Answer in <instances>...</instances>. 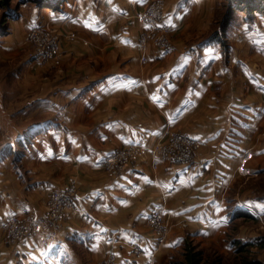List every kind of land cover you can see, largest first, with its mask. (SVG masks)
Instances as JSON below:
<instances>
[{"label":"crops","instance_id":"1","mask_svg":"<svg viewBox=\"0 0 264 264\" xmlns=\"http://www.w3.org/2000/svg\"><path fill=\"white\" fill-rule=\"evenodd\" d=\"M151 1L63 0L11 21L0 42V264H97L109 254L166 264L188 238L223 251L254 238L231 231L264 212L253 192L264 173V15L240 14L214 37L216 0H163L173 27L165 49L138 43L147 26L135 14ZM33 26L60 34L62 72L47 69L46 79L22 42ZM173 132L194 140L193 161L150 157L104 174L115 151ZM71 182L80 211L55 242L7 240L10 217L41 219L51 193ZM155 210L170 226L162 246L148 227Z\"/></svg>","mask_w":264,"mask_h":264},{"label":"built area","instance_id":"2","mask_svg":"<svg viewBox=\"0 0 264 264\" xmlns=\"http://www.w3.org/2000/svg\"><path fill=\"white\" fill-rule=\"evenodd\" d=\"M144 10L142 13L140 12V14H137L136 18L138 21L147 26V31L145 32H148L149 34L147 35L146 33L144 37L138 41V43L140 45H145L148 41L153 40L155 43L164 45L165 49H169L171 45H169L168 40L160 42L155 38L158 33L167 36L173 32L172 25L166 22L164 18V3L161 0L151 1ZM24 40L37 45H39V43L40 45L43 43L37 50H35L36 58L41 63L45 64L55 61V63H58V60H60L61 51L59 43L57 42L58 36L55 35L51 29L44 26H34L29 30L27 35L24 36ZM178 138V140L187 145V148L182 151H178L179 147L172 150L169 158L178 163H189L193 161V152L195 147H197L196 143L191 137L185 134H180ZM167 146L168 143H164L163 141H158L151 146L142 144L130 145L109 155L104 162V169H109L110 172L118 176L124 172L125 163L132 159L145 158L146 156H158L159 152L168 149ZM74 193L75 185L73 183L67 186L65 190L55 191L48 201L47 206L49 212L51 211V206L58 205L59 208L61 207L63 210V213L60 216V218L63 219V217H69L73 212L80 211V207L72 198ZM258 217L260 220L264 219V216L258 215ZM163 219V212L161 210H155L151 213L148 221L150 226L159 232V236L156 237L159 246L165 241V238L160 235V233L166 229ZM7 236L10 240H17L18 242H23L28 237H34L42 244L53 243L58 238V234L54 232L53 229L50 231L44 221L30 215L25 217H10L9 222L7 223ZM129 245L136 248V245L132 243ZM110 258H112V260H116V257L112 254H110Z\"/></svg>","mask_w":264,"mask_h":264},{"label":"rangeland","instance_id":"3","mask_svg":"<svg viewBox=\"0 0 264 264\" xmlns=\"http://www.w3.org/2000/svg\"><path fill=\"white\" fill-rule=\"evenodd\" d=\"M152 1H154V0H152ZM161 1L164 3V5L166 7L165 2L163 0H161ZM5 2L6 3L3 6H0V25L2 23V19L5 16V13L9 12L7 10V8H8L7 7V3L10 6H12L13 10H16L17 12L19 11L20 14H23L25 9L29 10V11H33L34 9L40 10V8L37 7L36 4L33 3V2H23L21 0H6ZM229 6H230V0H216L217 10H216V15H215V19H214L215 27L212 30V33L213 32L215 33L214 36L216 34H220V33L224 32V31L221 30V32L219 31L218 33H216L215 30H218L219 28L222 27V25L224 23V17L226 15L227 10L229 9ZM143 10H140V11H138L135 14V19L136 20H137V18H136L137 14H140V12L142 13ZM238 16L234 17L232 20L236 19ZM49 29H51L54 32V34L58 36V40H59V36H60L59 32L56 31L53 28H49ZM28 32L29 31H26L25 35H27ZM146 33H147V35L149 34L148 32H143L138 37V39L141 40ZM64 34L66 35V38L69 41L75 42V41H79L80 40V36L74 30H68ZM24 36H23L22 42H23V45L26 46L25 49L31 48L32 51H34V53H35V50H37L39 48V46H41L43 44L42 43L40 45V43H39V45H37V44L32 43V42L29 43V41L27 42L26 40H24ZM3 37H0V42H1V39ZM155 38L157 40H159L160 42L168 40L169 41V45H171V47L173 45L172 33L168 34L167 36L166 35H161V33H158V34H156ZM58 40H57V42H58ZM81 42L84 45L88 44V41H86V40H83ZM147 43H151L152 45H154V46H156L158 48H164V45L155 43L153 40H150ZM165 46H167V45H165ZM0 47H1V45H0ZM23 51H24V49L21 50V52H23ZM60 51H61V56H60V60H58V63H55L56 61L52 62V63L48 62L47 64H50L49 65L50 67L49 66L44 67L46 65V63L45 64L43 63V65H40L41 68L38 70V72H36V73L34 72L36 77H43V78L46 79L47 76H45V74H46L45 71H47V69H53L56 72H62V66L61 65H62V60H63L64 53H63V50L61 48H60ZM0 66H1V63H0ZM1 78H6L5 74L0 73V79ZM23 78H24V76H23ZM50 78H51V76L49 77V79ZM1 82H2V84H4L5 83V79L2 80ZM180 134L184 135L185 133H182V132L169 133V136H168L167 139L161 140L164 143H168V146H167L168 149L162 150V152H159L158 156H146L145 158L132 159L129 162L125 163V165H124L125 169H126V167L128 165L137 164V163H139L141 161H144L145 159H148L150 157L159 158V159H161L163 161L173 162V160L169 158L171 151L176 149V148H178V147H179L178 151H182L183 149L186 150V148H187L186 144H184L182 141L178 140L179 139L178 137H179ZM196 151H197V147H195L194 152H193L194 153V159L196 158ZM153 167H154V169L157 168L156 165H154ZM104 171H105L104 174L108 178L116 177V174L110 172L109 169H104ZM71 183H73V182H71ZM71 183H68V184L64 185L61 189L56 190V191L65 190L66 187L69 186ZM252 189H253V187H252ZM75 190H76V187H75ZM54 192L51 193V195L49 196L48 201L50 200V198L52 197V194ZM253 192L257 195L258 198H264V173H262L260 176L257 177L256 184L254 186ZM48 201H47V204H46V209H45L44 215L41 218V220L44 221L45 224H47V226L49 227L50 231H52V229H53L54 232L59 234V231H60L61 227L65 224V222L70 218V216L74 212L72 214H70L69 217H67V218L63 217V219H61L60 216L63 213L62 208L61 207L59 208L58 205H54V206H51V211L52 212L51 211L49 212L48 206H47L48 205ZM258 215L259 216H264V212L263 213L262 212H257V216H256L257 217V221H255V222L252 221V220L251 221L240 220L238 223L234 224V227H233V229L231 231V234L234 235V234H236L238 232V227H240V226L243 227L244 226L246 229L250 230L251 234L254 235L253 237H261L262 238V245H258V246L256 245V246H254L252 248H247L245 252L235 253L234 251H223V250L218 249L217 247H215L214 244H210V245H208L206 247H203L201 245V243H198V242H196V240L191 239V238H188L187 243H189L191 241L192 246H194L197 251L201 252V259H202L201 264H248V262L250 263L251 261H255V260H260L261 261V263H258V264H264V219L260 220ZM45 216H47L48 219ZM163 216H164V214H163ZM37 219H40V218H37ZM163 223L166 226V229H165V231L160 233V235L165 238V241L160 246L165 244V242L168 240L169 233H170V226L167 223V220H166L165 217L163 219ZM51 227H52V229H51ZM148 227H149V230H150L151 234L154 237L159 236V232L157 230L153 229L150 226L149 222H148ZM6 238H7V240L10 243H20L17 240H10L8 238V236H6ZM250 239L251 238H249V240ZM183 259H184V247L180 251H178L176 253V255L174 257H172L166 264H179V262L182 261ZM97 264H117V261L116 260H112V258H110V254H109V255H106Z\"/></svg>","mask_w":264,"mask_h":264},{"label":"trees","instance_id":"4","mask_svg":"<svg viewBox=\"0 0 264 264\" xmlns=\"http://www.w3.org/2000/svg\"><path fill=\"white\" fill-rule=\"evenodd\" d=\"M6 0H0V6H3ZM23 2H33L40 9L45 8H59V5L63 0H21ZM20 5V4H19ZM7 10L9 12L5 13L2 23L0 25V37L6 36L11 32V20L17 19L21 14L19 11L12 9L7 3ZM245 14L246 18H255L258 14L264 15V0H230L229 9L224 17L223 28L226 29L231 22V20L240 15ZM215 37V36H214ZM264 199V198H262ZM262 245L261 237H254L248 240L233 239L230 241V246L234 248L235 253L245 252L247 248H252L254 246ZM201 252L197 251L194 246H192L191 241L185 244L184 247V259L179 262V264H201ZM261 263L260 260L251 261L248 264H258Z\"/></svg>","mask_w":264,"mask_h":264}]
</instances>
